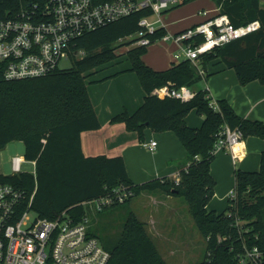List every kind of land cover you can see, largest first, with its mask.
I'll list each match as a JSON object with an SVG mask.
<instances>
[{"label": "trees", "instance_id": "16d2710c", "mask_svg": "<svg viewBox=\"0 0 264 264\" xmlns=\"http://www.w3.org/2000/svg\"><path fill=\"white\" fill-rule=\"evenodd\" d=\"M193 1L183 0L175 8ZM213 1L218 12L227 14L233 25L259 20L261 27L204 54L202 64L206 67L219 58L235 69L241 84L254 80L264 83L262 0ZM5 4L0 0V16L5 14L2 10ZM149 14L146 10L138 12L85 34L77 46L86 54L74 59L68 69L13 81L5 80L0 74V150L20 140L25 145V159L37 161L36 179L26 171L0 173V182L25 190L28 199L36 189L32 208L39 216L55 219L67 211L78 221L87 215L85 201L112 193L116 187H130L134 197L144 191L160 189L186 199L199 231L207 239L210 257L195 264H238L244 245L257 246L264 254V151L258 171H235V196H229L224 211L208 208L216 186L211 172L216 134L227 123L233 128L239 127L245 137L253 135L264 139V122L243 118L226 99L217 101L218 109L212 106V100L206 97L207 90L197 87L202 77L191 61L174 62L168 69L157 70L143 59L148 47L129 49L130 70L138 75L146 95L134 112L125 109L111 120L125 122L129 130L140 134L145 128L173 131L186 147L190 161L188 168L180 173L179 184L168 176L135 184L122 156L88 157L82 150V133L101 127L87 88V76L116 57L119 47L116 43L135 32L139 19ZM215 14L212 12L209 16ZM164 33L160 31V35ZM162 85H188L197 88V94L189 102L160 98L153 92ZM193 109L204 116L199 128L186 122V116ZM134 197L108 208L130 203ZM107 250L111 254L108 264H168L145 222L133 211L127 217L119 240Z\"/></svg>", "mask_w": 264, "mask_h": 264}, {"label": "built area", "instance_id": "2783aa9c", "mask_svg": "<svg viewBox=\"0 0 264 264\" xmlns=\"http://www.w3.org/2000/svg\"><path fill=\"white\" fill-rule=\"evenodd\" d=\"M5 12L0 16V74L5 80H21L46 76L59 69L62 60L79 59L86 51L78 47L85 34L95 31L138 12L149 11L141 17L138 28L120 38L135 47H150L157 43H173L178 47L176 61L189 60L200 75L205 70L200 62L204 54L218 46L258 30L259 20L235 26L229 16L219 13L209 16L210 11H199L204 19L195 25L172 31L165 15L179 6L183 0H2ZM209 16V17H208ZM207 17V18H206ZM165 33L160 35V31ZM206 97L211 99L209 90ZM160 98H176L191 101L197 92L188 85L171 87L162 85L153 92ZM212 100V99H211ZM211 105L219 108L217 102ZM245 135L239 127L224 124L216 134L213 153L228 149L236 153ZM157 141L150 140L143 146L155 151ZM30 172L36 179V160ZM24 156L12 158V169L18 174ZM179 184L180 174L176 176ZM36 189L28 199L25 190L13 184L0 182V264H108L110 252L99 239L89 232L88 214L78 221L67 211L55 219L39 216L32 208ZM230 196H235L234 189ZM134 197L127 186L116 187L112 193L85 201L98 212L115 203H124ZM34 212L36 215L32 216ZM238 264H264V254L257 247L244 245L238 256Z\"/></svg>", "mask_w": 264, "mask_h": 264}, {"label": "crops", "instance_id": "0c3cea01", "mask_svg": "<svg viewBox=\"0 0 264 264\" xmlns=\"http://www.w3.org/2000/svg\"><path fill=\"white\" fill-rule=\"evenodd\" d=\"M262 6L264 7V0H262ZM203 8L209 10L210 13H217L218 10L213 0H206V5L198 8V15H196L198 19L195 21L187 24V22L184 23L186 21L185 17L172 19L170 15L176 8L165 15V21L172 31H177L203 20L204 17L199 13ZM155 45H158V43ZM167 45L173 46L172 58L168 59L169 62L166 60L163 63L149 64L143 56L144 61L157 70L168 69L174 62H181L174 59V53L179 50L177 45L173 43H168ZM200 65L205 70V75L198 74L202 77V80L206 81L204 89L209 90L213 101L217 102L221 99H226L243 118L264 122V83L254 80L247 84H241L235 69L228 67L219 58L210 61L206 67L201 60ZM138 79L135 76L130 78L132 82V98L127 94V98H125L126 88H120V91H122L119 93L121 98L114 97L111 93V88L108 87L95 90L94 96L89 93L101 122V127L82 133V150L88 157L100 155L107 157L122 156L128 174L135 184L158 178L162 179L167 176L176 177L180 172L188 168L190 161L187 157L186 147L173 131L157 132L151 128H145L140 134L138 131L129 130L125 122L114 123L111 121L116 114L125 109L132 113L143 104L146 94ZM192 89L197 90V88L193 87ZM186 122L191 127L199 128L204 122V116L198 113L196 109H193L186 116ZM150 140H156L158 143L155 151H150L143 146L144 142ZM236 150V153L228 149L216 152L214 161L211 164V172L216 179L214 197H219L222 202L226 200L234 189L235 171L237 169L244 171H258L260 169L261 156L264 151V139L253 135L247 136ZM155 191L157 190L144 191L142 193H150L149 196H151ZM165 195L166 197L161 199L154 198V202H160L164 205L168 203L167 205H169V200L173 199V195L168 193ZM134 198L130 203L133 202ZM221 201L218 204L220 207L223 205ZM157 213L152 212L148 221L143 222H145L146 228L153 239L155 238L154 233L160 236V239H158L161 240V243H159L161 250L158 248L164 259L167 261L168 258H175L178 255L181 258H186L190 252L196 249L195 241L193 238L186 237V235H179L175 241L170 236L165 235L160 227L162 224H159L158 221L159 212ZM162 227L166 230L163 225ZM169 241H174L171 247L169 246Z\"/></svg>", "mask_w": 264, "mask_h": 264}, {"label": "rangeland", "instance_id": "374dc122", "mask_svg": "<svg viewBox=\"0 0 264 264\" xmlns=\"http://www.w3.org/2000/svg\"><path fill=\"white\" fill-rule=\"evenodd\" d=\"M203 5H206V0H195L173 10L170 17L172 19L185 17L186 21L184 23L187 22L189 24L198 19L196 17L198 15V8ZM116 44L119 46L115 52L117 56L101 64L87 76V88L93 96L95 95V90L108 87L111 88V93L114 97L121 98V94L119 93L122 91H120V88H126L125 98H127V95L131 98L133 97L130 78L135 76L138 79V76L134 71L130 70L132 63L128 58L127 51L135 46L119 41ZM172 51V45L158 43V45H152L147 48L144 59L149 64L163 63L170 57L172 58ZM72 65L73 60L64 59L61 61L59 69H68ZM205 86L206 81L202 80L197 87L204 88ZM24 152L25 145L20 140L12 141L4 149L0 150V173L7 175L14 173L12 158L16 155L24 156ZM34 170L35 165L32 162L27 160V162L22 163V171L33 172ZM149 194L141 193L131 203L115 208H108L102 212L94 210L90 205L87 206V214L90 216L89 232L99 239L100 244L104 248L109 249L119 240L124 224L131 211H134L142 221H148L152 212H159L158 221L166 229L164 230L162 225H160L165 235L170 236L174 241L177 240L179 235H186V237L193 238L195 241L196 249L190 252L186 258H181L179 255L175 258H166L168 264H195L202 261L205 257H210V252L207 251V239L199 231L186 199L183 196L173 195V199L169 200V205H167L168 203L164 205L160 202H154V198L161 199L162 197H166V193L163 190L157 189L151 196ZM229 196L223 202L219 200V197H213L209 202L211 204H208V208L215 209L218 212L224 211L228 205ZM220 201L221 204L223 203L221 207L218 206ZM31 215L35 216L36 214L32 212ZM154 235L155 243L161 250V245L159 244L161 243V240H159L160 236H157L155 233ZM174 241H169L170 247ZM188 249L190 251V247Z\"/></svg>", "mask_w": 264, "mask_h": 264}]
</instances>
